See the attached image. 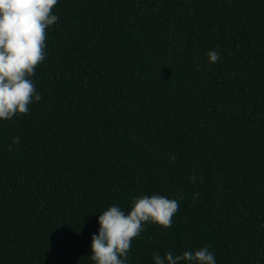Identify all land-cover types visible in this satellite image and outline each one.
Masks as SVG:
<instances>
[{
  "label": "trees",
  "instance_id": "trees-1",
  "mask_svg": "<svg viewBox=\"0 0 264 264\" xmlns=\"http://www.w3.org/2000/svg\"><path fill=\"white\" fill-rule=\"evenodd\" d=\"M53 11L43 100L0 122V264H93L103 212L153 195L179 214L129 264L209 245L218 264H264V0Z\"/></svg>",
  "mask_w": 264,
  "mask_h": 264
},
{
  "label": "clouds",
  "instance_id": "clouds-1",
  "mask_svg": "<svg viewBox=\"0 0 264 264\" xmlns=\"http://www.w3.org/2000/svg\"><path fill=\"white\" fill-rule=\"evenodd\" d=\"M60 3L0 0V122L29 115L31 106L43 100L34 77L48 59V30L60 21L53 11ZM208 56L210 64L222 59L217 51H210ZM15 143L19 144V139ZM180 203L162 195L143 196L133 199L130 212L120 206L104 211L99 218V234L92 237L93 264H129L133 241L142 237L149 224L171 229ZM210 249L209 245L182 255L169 251L153 259L155 264H218Z\"/></svg>",
  "mask_w": 264,
  "mask_h": 264
}]
</instances>
